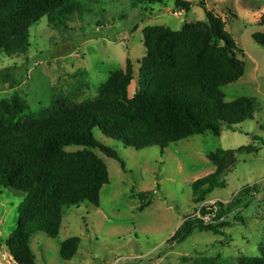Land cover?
I'll return each mask as SVG.
<instances>
[{
	"label": "rangeland",
	"instance_id": "rangeland-1",
	"mask_svg": "<svg viewBox=\"0 0 264 264\" xmlns=\"http://www.w3.org/2000/svg\"><path fill=\"white\" fill-rule=\"evenodd\" d=\"M189 13L172 2L134 7L130 0H104L89 4L91 12L75 16L66 29L49 25L47 17L30 28L26 53L2 55L0 101L19 94L34 115L50 111L52 93L78 94V102L98 96L111 74L124 70L128 60L135 79L129 95L139 87V62L146 55L143 31L149 26L181 30L185 23L206 21L200 0ZM206 8L226 22L245 63V74L224 89L226 101L249 98L255 103V119L235 130L224 128L220 136L196 135L171 144L144 150L127 148L96 131L98 139L114 148L125 166L103 154L110 173L99 207L85 203L65 210L62 229L55 239L37 233L31 239L36 264H239L242 257H261L264 248V49L253 39L264 34L261 18L264 0H206ZM82 147H68L74 152ZM223 151L229 170L222 174L226 188H218L214 200L243 202L227 218L213 224L219 231L196 227L184 238L178 231L187 217L204 219L194 202L192 185L216 172L210 155ZM234 163V165H231ZM231 165V166H230ZM250 191L245 194V187ZM154 192V202L142 208L135 194ZM25 194L0 188V264H15L6 242L18 227L19 208ZM217 207V205H216ZM215 207V209H216ZM245 207V208H244ZM71 237L81 239L72 260L61 256Z\"/></svg>",
	"mask_w": 264,
	"mask_h": 264
},
{
	"label": "trees",
	"instance_id": "trees-1",
	"mask_svg": "<svg viewBox=\"0 0 264 264\" xmlns=\"http://www.w3.org/2000/svg\"><path fill=\"white\" fill-rule=\"evenodd\" d=\"M98 1L104 0H0V65L2 55L13 57L28 51L30 28L42 18L66 29L72 18L91 12L89 4ZM130 1L134 7L170 1L178 11L192 9V3L185 0ZM205 1L200 0V6L206 21L185 23L181 30L144 29L146 55L139 62V87L133 97L129 90L135 70L128 60L126 68L111 74L91 100L78 102V94L65 96L54 90L50 111L40 115H34L19 94L0 101V188L25 194L18 227L6 242L15 264H36L31 239L37 233L57 238L66 209L85 203L99 207L110 173L96 150L125 166L117 151L98 139L96 131L127 148L159 147L164 151L173 143L207 133L220 136L225 127L235 130L255 119V103L249 98L226 101L224 89L245 74L240 57L244 51L227 31L226 22L208 10ZM260 24L264 26V15ZM253 39L264 49V34ZM72 146L82 149L67 151ZM223 155V151L210 155L216 172L192 185L198 205L206 203L216 189L228 186L222 179L229 170ZM244 190L248 194L256 188ZM135 197L146 208L156 194L141 192ZM242 205L240 199L231 204L220 201L216 209L203 206L200 214L211 215V222L217 223ZM205 224L204 219L187 217L178 233L185 238ZM205 228L219 233L213 224ZM80 245L78 237L65 240L61 256L72 260ZM261 253V257H242L239 264H264V248Z\"/></svg>",
	"mask_w": 264,
	"mask_h": 264
},
{
	"label": "built area",
	"instance_id": "built-area-1",
	"mask_svg": "<svg viewBox=\"0 0 264 264\" xmlns=\"http://www.w3.org/2000/svg\"><path fill=\"white\" fill-rule=\"evenodd\" d=\"M218 202H219V201L216 199V200H214L213 202H211V205H208V204H206V203H203V204H201L200 209H201L203 206H206V207H213V208L215 209V207H216V205H217ZM200 209H199V212H200ZM211 219H212V216L209 215V214L206 215V216H204V221H205L206 223L210 222Z\"/></svg>",
	"mask_w": 264,
	"mask_h": 264
}]
</instances>
